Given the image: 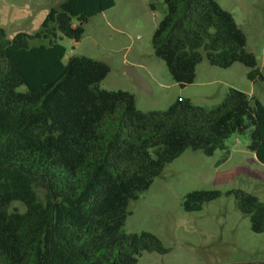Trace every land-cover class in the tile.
<instances>
[{
	"label": "trees",
	"instance_id": "obj_1",
	"mask_svg": "<svg viewBox=\"0 0 264 264\" xmlns=\"http://www.w3.org/2000/svg\"><path fill=\"white\" fill-rule=\"evenodd\" d=\"M163 3L151 47L181 89L194 83L203 61L222 70L240 64L252 84L264 81L245 35L215 0ZM114 6L66 0L32 36L9 40L0 29V264H138L142 252L167 254L153 234L123 230L129 204L166 165L187 150L212 157L232 135L246 133L248 150L264 165V105L257 99L230 88L210 110L178 98L164 112L144 113L133 95L100 89L106 63L82 56L63 63L58 41L78 43L89 21ZM36 183L46 188L44 201ZM221 196L193 191L182 208L200 212ZM226 196L251 232L264 234V203L242 190ZM15 202L24 212H10Z\"/></svg>",
	"mask_w": 264,
	"mask_h": 264
},
{
	"label": "rangeland",
	"instance_id": "obj_2",
	"mask_svg": "<svg viewBox=\"0 0 264 264\" xmlns=\"http://www.w3.org/2000/svg\"><path fill=\"white\" fill-rule=\"evenodd\" d=\"M66 0H0V29L11 40L16 34L34 35L52 8ZM233 17L245 35L246 49L264 76V0H215ZM115 6L92 18L81 40L58 41L66 49L63 63L82 56L106 63L110 73L100 89L133 95L141 112H164L178 98L210 110L220 104L230 88L264 105V81L252 84L240 64L222 70L203 61L197 66L193 85L181 89L165 63L153 55L152 35L166 13L163 0H114ZM32 45L40 44L37 41ZM134 67L149 84L151 93L136 88L125 74ZM19 91H24L21 87ZM237 141V143H236ZM249 136L232 135L226 149L212 157L187 150L165 166L150 188L128 207L123 230L127 234L151 233L169 252H142L138 264H260L264 263V234L251 232L249 219L236 208L231 190H242L264 203V165L248 150ZM217 190L222 196L200 212L186 213L183 198L193 191ZM44 201L46 188L34 185ZM10 212H24L13 203Z\"/></svg>",
	"mask_w": 264,
	"mask_h": 264
},
{
	"label": "water",
	"instance_id": "obj_3",
	"mask_svg": "<svg viewBox=\"0 0 264 264\" xmlns=\"http://www.w3.org/2000/svg\"><path fill=\"white\" fill-rule=\"evenodd\" d=\"M125 74L132 81L133 85L147 93H151V89L147 81L137 73L134 67H126Z\"/></svg>",
	"mask_w": 264,
	"mask_h": 264
},
{
	"label": "crops",
	"instance_id": "obj_4",
	"mask_svg": "<svg viewBox=\"0 0 264 264\" xmlns=\"http://www.w3.org/2000/svg\"><path fill=\"white\" fill-rule=\"evenodd\" d=\"M103 14H104V13H103ZM100 15H101V14H100ZM98 16H99V15H98ZM196 69H197V68H196ZM195 80H196V77H195ZM194 82H195V81H194ZM193 84H194V83H193ZM193 84H192V85H193Z\"/></svg>",
	"mask_w": 264,
	"mask_h": 264
},
{
	"label": "built area",
	"instance_id": "obj_5",
	"mask_svg": "<svg viewBox=\"0 0 264 264\" xmlns=\"http://www.w3.org/2000/svg\"><path fill=\"white\" fill-rule=\"evenodd\" d=\"M236 143H237V141H236Z\"/></svg>",
	"mask_w": 264,
	"mask_h": 264
}]
</instances>
